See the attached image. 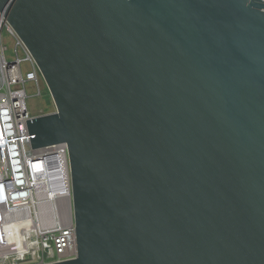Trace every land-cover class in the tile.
<instances>
[{"label": "water", "instance_id": "1", "mask_svg": "<svg viewBox=\"0 0 264 264\" xmlns=\"http://www.w3.org/2000/svg\"><path fill=\"white\" fill-rule=\"evenodd\" d=\"M65 143L76 257L264 264L261 0H0Z\"/></svg>", "mask_w": 264, "mask_h": 264}, {"label": "built area", "instance_id": "2", "mask_svg": "<svg viewBox=\"0 0 264 264\" xmlns=\"http://www.w3.org/2000/svg\"><path fill=\"white\" fill-rule=\"evenodd\" d=\"M41 81L30 52L0 13V264L76 257L67 145L30 147L27 89Z\"/></svg>", "mask_w": 264, "mask_h": 264}, {"label": "rangeland", "instance_id": "3", "mask_svg": "<svg viewBox=\"0 0 264 264\" xmlns=\"http://www.w3.org/2000/svg\"><path fill=\"white\" fill-rule=\"evenodd\" d=\"M3 37H6L5 33ZM6 46L10 48L11 43L7 42ZM8 53H10V49ZM29 87L27 89L28 99L26 104L30 115L36 117L54 113L55 106L44 81L39 83V87Z\"/></svg>", "mask_w": 264, "mask_h": 264}]
</instances>
